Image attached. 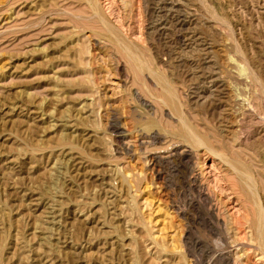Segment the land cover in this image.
Listing matches in <instances>:
<instances>
[{
	"label": "rangeland",
	"instance_id": "rangeland-1",
	"mask_svg": "<svg viewBox=\"0 0 264 264\" xmlns=\"http://www.w3.org/2000/svg\"><path fill=\"white\" fill-rule=\"evenodd\" d=\"M260 211L264 0H0V264H264Z\"/></svg>",
	"mask_w": 264,
	"mask_h": 264
},
{
	"label": "bare ground",
	"instance_id": "bare-ground-1",
	"mask_svg": "<svg viewBox=\"0 0 264 264\" xmlns=\"http://www.w3.org/2000/svg\"><path fill=\"white\" fill-rule=\"evenodd\" d=\"M100 16V15H99ZM102 19V18H101ZM181 21V20H180ZM106 22V21H105ZM105 22H104V24H105ZM154 22V21H153ZM106 23H108V21L106 22ZM111 23V22H110ZM124 23V22H123ZM156 23V22H155ZM185 23V22H184ZM183 24V23H182ZM114 26V25H113ZM182 26V25H181ZM117 27V26H116ZM154 27V26H153ZM155 27H157V26H155ZM154 27V28H155ZM159 27V26H158ZM106 28H107V30L108 31H110V33L111 34H114V36H115V38L119 41V42H121V37L118 35V33H117V30L115 29H113V28H111L110 27V24H109V26L108 25H106ZM129 28V27H128ZM117 29H120V27L119 28H117ZM164 29V28H163ZM157 30H161L160 28L159 29H156V31ZM120 31V30H119ZM158 32V31H157ZM159 32H161V31H159ZM128 33V32H127ZM152 33V32H151ZM149 34V36L147 37L148 39H152V38H154L155 36H156V33H152V34ZM162 34V33H161ZM151 35V36H150ZM124 36H126L125 35V33H124ZM139 39V38H138ZM160 39V38H159ZM126 41V40H125ZM132 41V40H131ZM123 42V41H122ZM134 43V42H133ZM124 44V43H123ZM135 44V43H134ZM122 45V44H121ZM127 46V45H126ZM130 46V45H129ZM132 46V45H131ZM125 49V48H124ZM129 50V49H128ZM127 49H126V51H128ZM135 50H137V49H135ZM130 52H132V51H130ZM135 54H136V51H135ZM130 55V57L132 58V59H134V61L136 62V64H137V67L138 68H143V67H145V66H148V67H150L149 65H150V61L148 62L147 61V59H144V58H141V57H136L135 55H132V54H129ZM140 56V55H139ZM147 56V55H146ZM159 58V57H158ZM129 59V58H128ZM149 60V59H148ZM161 61V60H160ZM131 63V62H130ZM165 66V65H164ZM131 68V67H130ZM133 68H136V67H133ZM150 69V68H149ZM139 71H140V69H139ZM141 72V71H140ZM162 75V74H161ZM166 79V78H165ZM248 80V79H247ZM163 81V80H162ZM167 81V80H166ZM250 81V80H249ZM167 82H169V81H167ZM164 83V82H163ZM166 84V83H165ZM170 84V83H169ZM134 85V84H133ZM172 85V84H171ZM262 85V84H261ZM238 86V85H237ZM252 87V86H251ZM177 88V87H176ZM162 90H163V93H164V95H166V97H168V99H169V101H171V105H172V107L174 108V110H176V111H178V105L176 104V99H179L180 97H176V92L174 91V90H171V88H168V87H165V86H163V88H162ZM176 90V89H175ZM248 90V89H247ZM177 91H178V89H177ZM247 92V91H246ZM163 95V94H162ZM178 96V95H177ZM165 97V96H164ZM163 98V97H162ZM239 98V97H238ZM164 99H166L167 100V98H164ZM165 100V101H166ZM167 103V102H166ZM180 111V110H179ZM182 118H184L183 116H181ZM181 117H180V120H182L181 119ZM185 119H186V117H185ZM182 121H185L184 119L182 120ZM182 123V122H181ZM183 125H186V122H185V124H183ZM187 126H189V124L187 125ZM190 127V126H189ZM188 127V128H189ZM131 130V129H130ZM184 130H185V128H184ZM186 130H188V129H186ZM190 130H191V127H190ZM193 130V129H192ZM191 130V131H192ZM194 131V130H193ZM191 132V133H194V132ZM154 133V132H153ZM184 133H186V132H184ZM183 135V134H182ZM190 135H193V134H190ZM194 135H195V133H194ZM160 136V135H159ZM184 137V136H183ZM196 137V136H195ZM194 137V138H195ZM188 138V137H187ZM194 138H192L193 140H194ZM153 139V138H152ZM187 140V139H186ZM194 141H196V140H194ZM198 141H199V139H198ZM129 143V142H128ZM195 143V142H194ZM196 144H198V143H196ZM178 162V161H177ZM246 162V161H245ZM242 163V162H241ZM245 164V163H244ZM234 165V164H233ZM232 165V166H233ZM238 166V165H237ZM246 166V165H245ZM234 167V166H233ZM241 169V168H240ZM234 170V169H233ZM243 172V171H242ZM250 175V174H249ZM246 177H248L247 175H246ZM250 179H251V177H249ZM248 179V178H247ZM240 180V179H239ZM253 193V192H252ZM263 209V208H262ZM261 212V211H260ZM263 212V211H262ZM260 213V214H258L259 216V220H258V222H254V228H255V232H264V213ZM216 224V223H215ZM249 227V226H248ZM263 235V234H262ZM264 237V236H263ZM262 248V247H261Z\"/></svg>",
	"mask_w": 264,
	"mask_h": 264
}]
</instances>
